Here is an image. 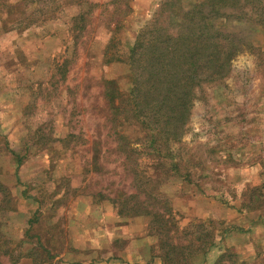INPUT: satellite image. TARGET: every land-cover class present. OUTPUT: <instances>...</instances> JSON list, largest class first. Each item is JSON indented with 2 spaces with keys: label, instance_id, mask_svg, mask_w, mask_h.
Listing matches in <instances>:
<instances>
[{
  "label": "rangeland",
  "instance_id": "rangeland-1",
  "mask_svg": "<svg viewBox=\"0 0 264 264\" xmlns=\"http://www.w3.org/2000/svg\"><path fill=\"white\" fill-rule=\"evenodd\" d=\"M171 1L185 12L194 1L202 11L213 6L0 0V264H82L72 255L94 251L90 235L112 214L139 225L135 234L150 239L161 264H264V227L256 225L264 222V23L258 31L231 22L219 29L243 41L221 78L192 89L184 134L169 144L176 169L154 167L128 106L114 121L127 137L111 127L107 81L117 82L120 107L140 33L157 18L176 29ZM230 1L244 19H264V0ZM236 230L255 231L251 243L222 249ZM126 246L115 240L96 250L115 255Z\"/></svg>",
  "mask_w": 264,
  "mask_h": 264
},
{
  "label": "trees",
  "instance_id": "trees-1",
  "mask_svg": "<svg viewBox=\"0 0 264 264\" xmlns=\"http://www.w3.org/2000/svg\"><path fill=\"white\" fill-rule=\"evenodd\" d=\"M172 2L174 1L170 3V12L176 29H170V24L162 28L158 25L161 19L157 18L155 23L140 33L131 47L129 65L132 87L122 93L123 102L121 105L118 102L120 107L115 100L121 93L116 81H107L108 89L104 93L113 115L110 119L113 124L111 127L116 126L114 121L119 108L128 106L134 120L139 123L137 130L144 133L149 142L148 147H151L154 153V167L166 164L169 169L180 163L169 144L178 143L184 134L192 106V89L204 83H211L216 77L221 78L229 65L233 46L243 41L242 36L237 35L230 39L219 29L231 22L247 25L244 31H258L264 23V19H244L232 3L229 5L230 0H211L213 6L210 9L205 8L204 11L200 10V6L194 1L186 12L182 5L175 6ZM176 8H181L182 12ZM230 8L233 14L231 18L226 16ZM118 128L114 129L117 136L127 137L122 127ZM134 210L132 213L136 214L149 212L146 208ZM126 212L131 211L127 209ZM153 215L158 222L164 220L163 214L154 211ZM221 259L220 256L219 260Z\"/></svg>",
  "mask_w": 264,
  "mask_h": 264
},
{
  "label": "crops",
  "instance_id": "crops-1",
  "mask_svg": "<svg viewBox=\"0 0 264 264\" xmlns=\"http://www.w3.org/2000/svg\"><path fill=\"white\" fill-rule=\"evenodd\" d=\"M112 216L114 217L112 218L113 221H110L105 227L101 226L98 222L96 228L93 229L90 237L91 240H93L92 246L94 247V251H85L82 249L79 255H72V258H75L72 260L76 262L80 261L82 264H120L122 262L130 264H161L160 261L151 258L150 239L135 234L140 230L137 223H134V225L126 224L127 221L121 223L122 221L118 222L119 219L116 217L117 215L112 214ZM256 225L264 227V222H259ZM253 232L255 231L240 232V230H236L235 232L225 234L221 241L222 249L234 246L238 252L243 251L244 248L247 247L246 244L250 242L249 239ZM115 240H125L128 246L122 250L120 249L118 252L116 251L117 253H115V255L114 249L108 250V253L104 251L97 253L99 251L96 250V247L105 244V242H114ZM219 253V250H217L216 253L215 250L209 252L208 258L212 260ZM98 254H100V256ZM92 258H95V260L92 261Z\"/></svg>",
  "mask_w": 264,
  "mask_h": 264
}]
</instances>
